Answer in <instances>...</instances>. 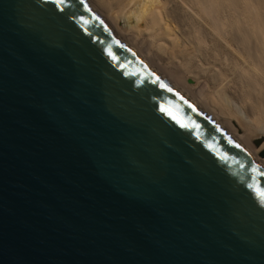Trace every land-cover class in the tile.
<instances>
[{
  "label": "water",
  "instance_id": "water-1",
  "mask_svg": "<svg viewBox=\"0 0 264 264\" xmlns=\"http://www.w3.org/2000/svg\"><path fill=\"white\" fill-rule=\"evenodd\" d=\"M0 264H264V165L87 0H0Z\"/></svg>",
  "mask_w": 264,
  "mask_h": 264
},
{
  "label": "bare ground",
  "instance_id": "bare-ground-1",
  "mask_svg": "<svg viewBox=\"0 0 264 264\" xmlns=\"http://www.w3.org/2000/svg\"><path fill=\"white\" fill-rule=\"evenodd\" d=\"M87 1L146 65L264 165V141L251 143L264 122V0Z\"/></svg>",
  "mask_w": 264,
  "mask_h": 264
},
{
  "label": "rangeland",
  "instance_id": "rangeland-1",
  "mask_svg": "<svg viewBox=\"0 0 264 264\" xmlns=\"http://www.w3.org/2000/svg\"><path fill=\"white\" fill-rule=\"evenodd\" d=\"M176 55L179 56V54H176ZM191 82H192V81H191ZM191 82H190V83H191ZM263 121H264V120H263ZM262 126H263V129H262ZM260 128H261V129H260ZM260 128L258 129L259 131H258V130L255 131L256 133H253V135L251 136V143H252L253 145H254L253 138L256 137V136H258V135H261V134L263 135V133H264V132H263V131H264V122H263V123L261 122V126H260ZM254 146H255V145H254Z\"/></svg>",
  "mask_w": 264,
  "mask_h": 264
}]
</instances>
